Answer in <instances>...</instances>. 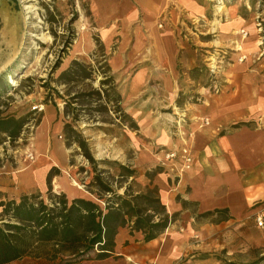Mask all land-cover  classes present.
<instances>
[{"label": "rangeland", "instance_id": "rangeland-1", "mask_svg": "<svg viewBox=\"0 0 264 264\" xmlns=\"http://www.w3.org/2000/svg\"><path fill=\"white\" fill-rule=\"evenodd\" d=\"M213 1L205 16L181 18V36L195 55L192 65L181 70L178 104L200 101L201 92H219L229 82L228 69L236 61L246 60L242 55L245 34L242 24L252 23L256 27L258 45L250 55L247 70L254 71L264 83V0ZM0 20V174L17 173L34 160V131L48 108L61 125L56 138L66 149L65 165L71 168L64 175L70 184L68 187H72L63 190L49 185L42 192L29 193L38 197L32 200L34 207L41 198L47 206L63 208L65 205L58 199L60 194L66 197L82 190L104 214L111 212L105 225L111 233L118 225L141 226L152 235L162 233L165 228L155 224L168 217L154 177L171 160L165 158L168 152L158 160L144 159L148 140L125 111L119 82L108 65L113 46L110 43L106 47L94 29L88 2L0 0ZM254 30L247 31L250 38L255 37ZM35 106H42V110ZM255 117L258 120L260 114ZM9 120L7 124L2 123ZM173 122L175 127L171 133L176 136L179 123ZM239 125L233 124L231 128ZM165 148L158 147L153 153ZM30 154L33 159H29ZM48 188L52 189L51 195L47 193ZM67 200L70 203L68 197ZM11 216V210L5 212L0 206V225L19 224ZM206 221L220 229L201 240L193 237L201 247L187 254V259L217 260L220 264H264V243L252 244L254 236L264 233L263 218L261 226L255 219L229 228L223 227L225 215L221 213L207 220L200 219L199 223ZM91 231L89 219L83 218L77 232L91 236ZM70 245L68 242L41 243L38 249L55 256L54 261L43 259L41 262L71 264L98 257L97 251L100 252L96 246L84 255L73 257L70 252L83 250L86 241L75 246L78 249ZM64 247L68 252H63Z\"/></svg>", "mask_w": 264, "mask_h": 264}, {"label": "crops", "instance_id": "crops-1", "mask_svg": "<svg viewBox=\"0 0 264 264\" xmlns=\"http://www.w3.org/2000/svg\"><path fill=\"white\" fill-rule=\"evenodd\" d=\"M86 1L94 29L106 47L113 46L108 65L119 82L125 111L148 140L144 159L158 160L170 150L187 146L193 162L184 170L180 159L168 161L154 177L168 217L162 233L146 239L144 228L118 225L107 254L71 264H220L217 260L186 258L201 247L193 237L201 240L220 229L199 220L221 213L225 215L223 227L228 228L252 223L257 217L264 220V83L254 71L247 70L258 45L256 27L242 24V55L246 60L236 61L228 69L229 82L219 92H201L200 101L178 104L181 70L192 65L195 55L181 36V18L205 16L214 1ZM250 29H255L254 38L247 32ZM176 120L179 125L173 136ZM237 123L238 127L231 128ZM60 129L55 114L47 108L34 131V160L17 173L0 174V200L18 201L49 185L63 190L70 185L64 175L71 168L65 165L66 149L56 138ZM163 145L165 149L153 153ZM53 169L57 173H51ZM56 181L59 184L55 185ZM67 197L93 202L82 190ZM262 235L254 236L252 244H263ZM15 263L43 264L32 257L6 264Z\"/></svg>", "mask_w": 264, "mask_h": 264}, {"label": "trees", "instance_id": "trees-1", "mask_svg": "<svg viewBox=\"0 0 264 264\" xmlns=\"http://www.w3.org/2000/svg\"><path fill=\"white\" fill-rule=\"evenodd\" d=\"M8 122L10 120L2 121L4 124ZM47 193L51 195L52 189L48 188ZM58 197L61 203L65 205L63 208L58 209L55 206H47L41 198L38 200V206L34 207L32 200L38 198L34 195H23L18 201L0 200V206L5 212L11 210V218L19 223H2L0 225V264H6L24 257L54 261L55 256L53 253L51 255L49 251L43 252V250L38 249L41 243L49 242L58 244L68 242L71 244L70 247L76 248L75 246L78 247L79 243L85 240L86 247L83 250L74 249L70 252L73 257L84 255L96 246L100 247L98 256L107 254L109 247L112 246V235L114 234V231L111 233L105 226L111 212L108 211L104 214L96 203L82 198H75L69 203L63 193ZM85 217L89 219L92 226L91 232L93 234L91 236L77 232V228ZM22 222L26 224H21ZM159 224L162 228H165L167 220L155 225ZM154 236L146 234L145 238L151 239ZM65 249L67 248L64 247L63 252H68Z\"/></svg>", "mask_w": 264, "mask_h": 264}, {"label": "built area", "instance_id": "built-area-1", "mask_svg": "<svg viewBox=\"0 0 264 264\" xmlns=\"http://www.w3.org/2000/svg\"><path fill=\"white\" fill-rule=\"evenodd\" d=\"M34 108L38 110H42V106H35ZM28 157L29 159H33V156L31 154ZM165 158L166 160H174L179 158L182 162L181 164L182 166L180 168L184 170L189 169L193 162L192 152L190 148H188L187 146H183L179 150L168 151V153H166L165 155ZM256 220H257V224L261 226L262 225L261 218L257 217Z\"/></svg>", "mask_w": 264, "mask_h": 264}]
</instances>
